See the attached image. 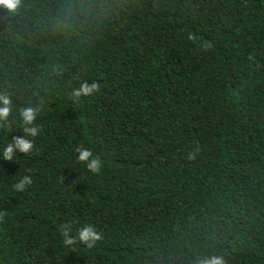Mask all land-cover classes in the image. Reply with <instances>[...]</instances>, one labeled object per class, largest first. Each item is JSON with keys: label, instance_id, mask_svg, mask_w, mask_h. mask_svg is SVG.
I'll return each instance as SVG.
<instances>
[{"label": "trees", "instance_id": "trees-1", "mask_svg": "<svg viewBox=\"0 0 264 264\" xmlns=\"http://www.w3.org/2000/svg\"><path fill=\"white\" fill-rule=\"evenodd\" d=\"M0 95V264H264V0L0 6ZM26 107L34 148L4 160Z\"/></svg>", "mask_w": 264, "mask_h": 264}, {"label": "clouds", "instance_id": "clouds-1", "mask_svg": "<svg viewBox=\"0 0 264 264\" xmlns=\"http://www.w3.org/2000/svg\"><path fill=\"white\" fill-rule=\"evenodd\" d=\"M21 4V0H0V6L8 8L10 11H15ZM100 85L97 82L89 84L88 82H83L79 88H76L72 92V97L79 101L82 96H91L95 92H98ZM0 122L8 120L11 114V100L6 95H0ZM39 109L34 107H26L21 111V118L23 123V133L25 135H18L12 138V142L9 143L3 152V159L12 161L14 154L18 151L23 154L30 153L34 148V143L32 140L26 138L36 137L40 128L35 126V121ZM76 152L78 153V160L85 163L88 170L96 174L101 171L102 162L100 159L94 157L93 152L84 147H77ZM195 158V152L190 153L188 156L189 160ZM33 183L30 176H24L19 182L13 185L15 191H24L26 186ZM0 219H3V214L0 213ZM71 228L69 225H64L62 227V234L64 236V244L66 246H73L77 243V239L80 243L92 247L97 241H100L103 237L100 232H98L94 225H87L80 229L78 238H74L70 235ZM75 250V249H73ZM203 264H226L225 259L222 256H213L203 262Z\"/></svg>", "mask_w": 264, "mask_h": 264}]
</instances>
